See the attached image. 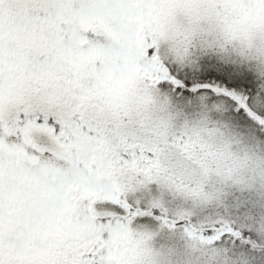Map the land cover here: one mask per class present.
<instances>
[{
    "label": "snow or ice",
    "instance_id": "obj_1",
    "mask_svg": "<svg viewBox=\"0 0 264 264\" xmlns=\"http://www.w3.org/2000/svg\"><path fill=\"white\" fill-rule=\"evenodd\" d=\"M0 264H264V0H0Z\"/></svg>",
    "mask_w": 264,
    "mask_h": 264
}]
</instances>
